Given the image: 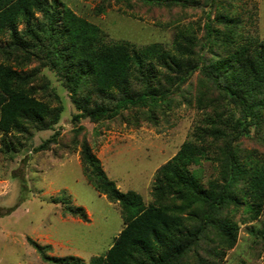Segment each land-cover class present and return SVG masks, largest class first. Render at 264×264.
<instances>
[{
  "label": "trees",
  "instance_id": "1",
  "mask_svg": "<svg viewBox=\"0 0 264 264\" xmlns=\"http://www.w3.org/2000/svg\"><path fill=\"white\" fill-rule=\"evenodd\" d=\"M55 1L0 0L2 143L52 130L60 120L59 96L37 68L24 71L29 62L47 69L67 92L76 110L73 126L82 119L102 123L122 117L129 108L152 119L169 108L174 94L197 72L205 89L198 104L204 107L212 93L207 104L212 114L206 113L191 138L158 168L149 204L133 191L117 190L87 141H81L86 181L118 205L123 221L110 248L88 264H222L238 238L235 211L243 207L247 221H254L264 210V153L240 152L236 144L253 129L264 151V40L239 43V21L224 12L215 16L216 25L207 13L199 40L192 30L178 29L171 45L110 41L98 26ZM139 1L166 7L194 2ZM208 3L212 8L215 0ZM80 131L71 132L76 136ZM5 146L14 149L12 143ZM209 154L217 162L218 179L203 184L190 166ZM67 212L87 220L80 207ZM254 235L264 241V226ZM30 244L45 261L83 264L49 258L46 250Z\"/></svg>",
  "mask_w": 264,
  "mask_h": 264
},
{
  "label": "rangeland",
  "instance_id": "2",
  "mask_svg": "<svg viewBox=\"0 0 264 264\" xmlns=\"http://www.w3.org/2000/svg\"><path fill=\"white\" fill-rule=\"evenodd\" d=\"M208 1L169 7L139 0H56L54 4H63L98 26L110 41L171 45L178 29L192 30L199 40L207 13L216 25L215 16L224 12L239 21V43L264 40V0H215L212 8ZM34 68L47 76L63 111L52 130L7 138L5 145L13 146L12 150L2 143L0 134V264H54L43 260L30 241L46 250L44 256L49 258L69 257L88 264L110 248L123 221L118 205L98 194L86 181L80 159L81 141H87L117 190L133 191L147 205L153 200L158 168L191 138L206 113L212 114V108L207 106L212 93L200 107L197 99L205 89L195 72L174 94L169 108H161L152 119L140 109L129 108L122 117L102 123L82 119L73 126L71 118L76 110L67 92L38 62H29L24 71ZM34 85L40 83L36 81ZM76 129L81 131L75 136L71 131ZM54 134L55 141L41 149ZM236 144L240 152L258 156L264 153L253 129ZM211 158L209 154L208 159L199 158L190 166L203 184L218 179L217 162ZM68 207L82 208L87 220L68 214ZM247 219L243 207L235 211L238 238L222 264H264V241L254 235L264 226V210L257 220Z\"/></svg>",
  "mask_w": 264,
  "mask_h": 264
}]
</instances>
